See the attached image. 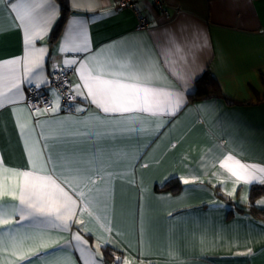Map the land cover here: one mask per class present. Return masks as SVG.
<instances>
[{
  "label": "crops",
  "instance_id": "crops-1",
  "mask_svg": "<svg viewBox=\"0 0 264 264\" xmlns=\"http://www.w3.org/2000/svg\"><path fill=\"white\" fill-rule=\"evenodd\" d=\"M163 1L167 13L152 0H139L137 13L117 8L113 0H69L71 13L62 34L51 44L50 33L60 15L59 3L52 0L58 14L48 33L37 41L38 47L47 48L44 67L48 81L51 68L64 58L90 54L59 51L75 21L86 29L91 53L124 48L136 57L154 58L166 77L161 83L182 90L186 103L159 130L160 121L146 117L143 132L97 137V129L89 132L81 127L87 135L40 136L37 148L51 156L47 163L55 168L56 176L67 177L63 186L73 198L77 197L72 189L83 193L90 212L79 217L84 224H74L71 232L85 228L83 235L89 245L99 237L101 252L103 242L111 239L109 246L122 251L117 255L131 264H264V220L237 208L249 204L251 187L259 183H240L228 195L233 181L219 167L228 152L242 161L264 165V0ZM2 9L0 5V62L24 52L22 29ZM139 16L147 18V27L139 26ZM168 59L188 74L186 87L181 89L169 74ZM69 72V82L76 83L78 76ZM207 72L234 104L221 97L189 100L196 81ZM27 85H21L24 100L0 108V157L5 166L23 170L30 165L17 115L38 131L44 121H80L104 115L80 97L71 111H65L55 89L49 94L52 101L53 92L60 96V109L36 115L26 104ZM76 107L85 111L76 112ZM13 108L22 111L17 114ZM67 159L74 163L66 165ZM78 174H98L103 179L92 184L75 179ZM179 177L198 179L188 185L181 182L183 189L177 194L156 189ZM262 199L264 194L255 201L260 208H264L258 203ZM0 203L17 202L5 197ZM109 228L111 233L106 231ZM52 235L59 237L58 243L38 249L40 253L53 252L70 239V233L53 231ZM0 258L3 264L9 260L28 264L8 253H0Z\"/></svg>",
  "mask_w": 264,
  "mask_h": 264
},
{
  "label": "snow or ice",
  "instance_id": "snow-or-ice-1",
  "mask_svg": "<svg viewBox=\"0 0 264 264\" xmlns=\"http://www.w3.org/2000/svg\"><path fill=\"white\" fill-rule=\"evenodd\" d=\"M0 5L3 6L2 10L9 12L15 25L22 29L24 43L21 57L0 62V108H3L24 100L21 89L23 83L36 89L49 83L44 67L47 48L38 47L37 41L48 33L58 8L52 0H0ZM59 51L90 53L82 58L75 55L64 58L61 64L53 67L52 73L67 76L71 70L72 74H76V83L64 81L68 100L76 97L88 100L104 115L89 116L80 121H44L40 122L39 131L21 122L17 115L16 124L30 167L27 170L10 168L4 165L0 157V201L9 197L17 202L0 203V253H8L18 261H28V264H77V261L79 264H105L99 237L89 245L83 235L85 228L71 232L74 224H84L79 217L85 211L90 212L89 203L84 200L82 192L72 189L77 198L69 194L63 186L67 177L62 180L55 175V168L47 163L51 156H45L37 148L40 143L38 137L87 135L88 132H82L81 127L89 132L97 129V137L117 132H143L146 117L157 118L160 121L157 124L159 130L167 119L177 115L186 100L182 90L161 83L166 77L154 58L136 57L135 53L124 48L91 53L86 29L75 21L68 29ZM167 65L169 74L176 78L181 89L186 87L188 74L181 71L171 59L167 60ZM52 95L55 99L50 106L41 109L33 105L30 111L36 115L58 111L60 96L55 92ZM12 110L17 114L22 111L17 108ZM75 111L84 112L85 109L76 107ZM65 163L71 165L74 161L67 159ZM219 167L233 181L234 186L228 195L235 193L236 185L240 183L264 184V165L242 161L231 152L221 158ZM68 170L73 171L71 167ZM74 171L80 173L82 170ZM74 178L92 184L103 179L98 174L95 177L78 174ZM179 179L188 185L195 183L198 178ZM221 183L224 181L221 180ZM258 203L264 204V199ZM53 231L70 233V239L53 252L40 253L38 249H47L58 243L59 237H53ZM106 231L111 233L110 228ZM112 243L111 239L105 240L103 246ZM111 259L112 264H131L128 259L116 255L115 249ZM0 264H3L2 258ZM8 264H15V261L9 260Z\"/></svg>",
  "mask_w": 264,
  "mask_h": 264
},
{
  "label": "trees",
  "instance_id": "trees-1",
  "mask_svg": "<svg viewBox=\"0 0 264 264\" xmlns=\"http://www.w3.org/2000/svg\"><path fill=\"white\" fill-rule=\"evenodd\" d=\"M139 1V0H138ZM60 5V15L50 33L49 42L52 44L58 40L60 35L63 32L67 19L71 13V8L69 5V0H57ZM138 3V2H137ZM158 7V6H157ZM159 8V7H158ZM160 9V8H159ZM137 12V6H136ZM210 97H221L226 100L229 104H234V100H230L228 97L224 96L217 80L210 74L205 73L196 81V89L193 94L189 96V100L196 101L200 99L210 98ZM66 111V109H65ZM159 191H169L173 194L179 193L182 189V183L178 179L168 181L163 186H157ZM264 194V184H255L251 187L249 199L250 202L247 206H237L238 209L248 212L252 216L264 220V208H260L255 204V201ZM233 212V209H230L229 215ZM115 249L116 255L120 254L122 251H119L116 248L107 246L103 248L104 258L107 263L112 264L111 254Z\"/></svg>",
  "mask_w": 264,
  "mask_h": 264
},
{
  "label": "built area",
  "instance_id": "built-area-1",
  "mask_svg": "<svg viewBox=\"0 0 264 264\" xmlns=\"http://www.w3.org/2000/svg\"><path fill=\"white\" fill-rule=\"evenodd\" d=\"M119 9H132L136 12V6L138 0H113ZM153 3L160 8L163 13H167L166 6L163 0H152ZM137 13V12H136ZM138 22L140 27H147L148 20L145 17L139 16ZM54 67V66H53ZM50 70V80L47 85H42L41 88L36 89L34 86L27 85L26 90V104L32 109L33 105L38 108H44L52 104V100L49 94V90L55 89L59 92L62 97L63 104L67 107L66 110H72V104L75 102L76 98L73 100H68L67 98V88L64 81H69V74L65 76L64 74L53 75L52 69ZM70 73V72H69Z\"/></svg>",
  "mask_w": 264,
  "mask_h": 264
}]
</instances>
